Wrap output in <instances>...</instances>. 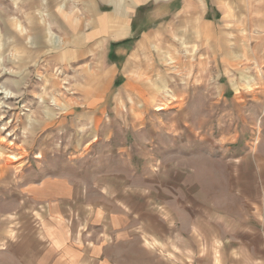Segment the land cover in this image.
Here are the masks:
<instances>
[{"label":"rangeland","instance_id":"374dc122","mask_svg":"<svg viewBox=\"0 0 264 264\" xmlns=\"http://www.w3.org/2000/svg\"><path fill=\"white\" fill-rule=\"evenodd\" d=\"M194 1L202 7V20L218 26L217 35L225 36L223 51L217 49L218 43H210L211 39L179 43L177 35L170 38L177 39L179 60L172 55L169 59L158 56L156 43L147 44L150 52L136 48L143 33L153 32L159 25L167 28L170 20L175 21L184 2L144 0L128 14L132 18L128 17V25L137 28L130 36L131 43L105 39L95 55L100 62L92 65L89 57L82 66L73 61L78 57L75 49L69 50L81 45L73 38L70 42L69 36L83 38L94 26L83 22L77 28L63 29L57 24L45 28L48 38L42 45L30 27L32 21L23 11L22 0H14L10 9L0 0V264H25L27 249L34 248L37 253L42 249L26 242L40 230V217L24 200V190L32 181L47 175V169L73 176L82 167L90 173L102 157L116 155L120 157L116 162L127 164L121 158L127 153L117 150L130 144L136 162L133 159L132 165L142 166L144 154L140 151L146 150L153 155L148 165L158 167L163 180L182 176L200 181L262 182L263 188L257 190L263 195L257 202L264 215V8L259 9L264 0H249L242 6L246 11H239L228 0L225 12H219L210 0ZM75 4L78 0H71L73 12ZM99 8L111 11L110 6L101 4ZM37 17L43 23L45 14L38 12ZM234 40L239 44L232 46ZM145 57L150 63L147 71L140 67ZM170 59L173 62L169 63ZM108 69L111 82L100 90L99 81ZM88 99L98 105L87 106ZM162 132L183 133L184 138L199 135L198 176L191 173L192 161L197 158L192 160L190 154L176 176V171L167 172L165 167H175L180 158L172 156L166 161L161 160L159 150L150 152L145 138ZM93 139L98 140L91 142ZM156 175L154 172L151 181ZM251 221L260 225V220ZM262 222L264 226V216ZM111 248L107 251L109 264L166 261L154 245L149 251L133 243ZM186 257L189 260L191 254ZM176 263L175 251L169 250L167 264Z\"/></svg>","mask_w":264,"mask_h":264},{"label":"crops","instance_id":"0c3cea01","mask_svg":"<svg viewBox=\"0 0 264 264\" xmlns=\"http://www.w3.org/2000/svg\"><path fill=\"white\" fill-rule=\"evenodd\" d=\"M109 1L78 0V4H75L76 12L71 8V0H22V7L32 21L30 27L38 35V43L42 45L46 42L45 38H48V32L43 30L45 28L57 25L63 29L77 28L83 22L85 26H94L83 38H78L77 34L69 36L70 42L73 38L76 45H81L69 48L75 49L78 54L73 61L84 66L89 57L93 60L92 65L100 62V57L95 55L101 46L103 48L105 39L117 40L124 45L131 43L130 36L136 33V25L133 27L131 23H127L130 17L128 14L133 6L144 0ZM230 1L239 11H246L247 8L243 7L249 0H244L243 5L239 4L241 0ZM1 2L8 9L15 3L14 0L9 3L7 0ZM211 2L219 12L226 11L223 6L228 0H210ZM101 4L110 6L111 11H102L99 8ZM181 5L183 8L175 21L172 19L167 22V28L159 25L155 31L143 33L136 48L150 52L147 51V44L156 43L158 56L169 59L172 55V59L176 56L179 60L181 54L175 42L177 39L170 38L177 35L179 43H190L200 37L202 41L211 39L210 43H218L217 49L223 51L225 36L217 35L218 26L202 20L199 16L201 5H196L194 0H184ZM231 11L228 9V13H232ZM38 12L45 14L43 23L38 20ZM79 18L81 20L78 22ZM236 42L234 40L231 45L234 46ZM168 47L173 54L164 53L168 52ZM131 49H134L133 46ZM231 53L236 52H230V55ZM136 56L133 55V58ZM143 60L140 67L143 65V69L147 71L148 59L145 57ZM133 62L132 64L135 63ZM169 62L173 61L170 59ZM130 63L125 69L129 68ZM101 70H105L102 65ZM109 74L108 69L104 77L99 78L100 90L109 87ZM51 79L54 81L53 77ZM46 86L47 84L45 89ZM88 101L87 106L98 105L94 103L95 100ZM147 136L145 140L149 143L146 147L152 154L153 150H159L161 160L168 161L172 156L180 158L175 162V167H165L167 172L176 171L177 176L184 169L183 160H188L190 154L192 160L197 158V161H192L191 173L198 176V134L186 135L185 138V134L179 132ZM185 139L191 142L185 144ZM97 140L93 139L91 142ZM131 148L130 144L117 150V153H127V157L121 156L122 160H127V164L116 162L120 161V157L116 155L102 157L103 161L90 173L87 168L82 167L73 176L60 173L61 170L53 173L47 169V175L32 181L24 190V200L26 204L32 205V213L35 212L40 217L37 223L40 230L26 242L38 244L42 249L38 253L34 248L27 249L23 256L27 259L25 264H109L107 251L110 246L113 250L117 245L132 243L145 251H149L152 245L156 246V250L166 260L163 264H167L169 250L175 251L176 264H264V215L257 202L258 197L263 195V191L257 190L263 188L262 182L240 179L200 181L197 177L183 179L182 176L178 180H163L160 179L158 167L153 169L148 165V160H152L153 155L146 150L140 151V154H144L141 156L142 166H133V159L136 162ZM154 172L157 177L155 181H151ZM167 177L166 175L165 178ZM251 220H260V225ZM188 253L191 254L189 260L185 258ZM113 263L117 262L112 261L111 264Z\"/></svg>","mask_w":264,"mask_h":264},{"label":"bare ground","instance_id":"6f19581e","mask_svg":"<svg viewBox=\"0 0 264 264\" xmlns=\"http://www.w3.org/2000/svg\"><path fill=\"white\" fill-rule=\"evenodd\" d=\"M109 1V0H108ZM110 2V1H109ZM112 2H113V0H112ZM262 7H260V9H263L264 8V6L263 5H261ZM261 20H264L263 18L261 19ZM169 49H168V52L167 51H164V53H169V54H173L172 52H171V50H170V47H168ZM170 63V62H169ZM61 92V91H60Z\"/></svg>","mask_w":264,"mask_h":264}]
</instances>
